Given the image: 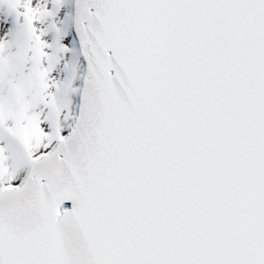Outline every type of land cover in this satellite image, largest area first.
<instances>
[{
    "label": "snow or ice",
    "instance_id": "6c2138e0",
    "mask_svg": "<svg viewBox=\"0 0 264 264\" xmlns=\"http://www.w3.org/2000/svg\"><path fill=\"white\" fill-rule=\"evenodd\" d=\"M0 264H264V0H0Z\"/></svg>",
    "mask_w": 264,
    "mask_h": 264
}]
</instances>
